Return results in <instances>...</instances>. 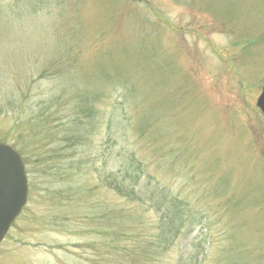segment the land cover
Instances as JSON below:
<instances>
[{"label": "rangeland", "instance_id": "obj_1", "mask_svg": "<svg viewBox=\"0 0 264 264\" xmlns=\"http://www.w3.org/2000/svg\"><path fill=\"white\" fill-rule=\"evenodd\" d=\"M3 10L30 11L50 43L22 35L23 92L0 94V140L25 146L29 185L28 203L0 243V264H175L195 236L191 247L203 264H222L236 251L247 264H264V117L256 106L264 0H0ZM66 43L71 59L60 46ZM143 55L169 73L165 98L174 121L166 151L174 161L159 178L206 223L168 247L157 238L160 213L102 181L103 122L117 92L97 102L100 122L76 148L60 144L74 113L41 103L60 86L72 92L102 83L110 69L141 89L151 68ZM2 77L13 85L9 73ZM27 131L35 137L25 138Z\"/></svg>", "mask_w": 264, "mask_h": 264}, {"label": "trees", "instance_id": "obj_2", "mask_svg": "<svg viewBox=\"0 0 264 264\" xmlns=\"http://www.w3.org/2000/svg\"><path fill=\"white\" fill-rule=\"evenodd\" d=\"M28 4L29 6L34 5L29 2ZM29 12L24 15H16L6 12V10L0 11V74L2 78L0 79V94L7 95L6 92L12 91L10 95H7L12 96L16 89L23 92L22 87L20 88L22 85H20L19 72L20 64L24 63L25 58H18L19 53L16 52L20 50L21 44L24 42L25 37L22 35L28 31L36 41L44 44L45 47L50 43L48 42L49 33L44 31V26L39 19L29 17ZM44 38H47V41L43 43ZM52 42L55 43L52 44V47L59 43L58 40H52ZM3 44L10 46V51L5 50L6 45L2 47ZM60 46L67 48L63 54L66 58L71 59L74 52L69 50V45L66 43ZM151 57L152 55H143L142 57V60H145L151 68H147L146 72L142 73V79L147 86L143 85L141 89L135 86L121 69L119 72H113L110 69L102 83L95 82L88 86L81 83L82 85L75 87L72 92L66 90L64 86H60L61 89L55 97H52L48 102L41 103L45 104L47 110L56 108L57 113L67 110L74 113V116H71L68 121L66 119L65 126L69 124V128L64 138L60 140V144H66L67 148H76L82 141L87 140L89 133L86 132L90 130L89 126L93 129L100 122V113L96 109L97 102L103 97L117 92L114 101H112L114 103L111 102V106L108 107L103 122L105 141L102 143L104 147L100 151V155L104 156L105 168L102 171H105L101 175L102 181L120 197L150 203L160 213L157 238L165 247H168L180 237L191 236L195 232L196 226L204 223L205 217L188 201L175 196L169 186L159 178V175L167 170L170 163L174 161V156L169 155L166 151L168 139L171 141V123L174 120L168 116L169 99L165 98L168 94L166 82L169 79V73L163 64L156 63V57ZM12 68L16 71L14 76L15 79L18 76L19 83L15 81L10 72ZM6 73H9L10 78L13 79V85L2 77ZM15 85H18V88ZM162 94L165 95L161 98ZM154 96L159 98L153 100ZM147 98L152 101H147ZM4 101L8 103L16 100L7 98ZM2 111L1 108L0 113ZM42 132L44 131L41 130L40 133ZM33 137L35 134L32 131H27L25 138ZM182 139L181 136H178L174 142L177 143ZM184 139L186 141L185 136ZM16 145L24 154L25 146L20 143ZM36 149H38L37 146ZM56 149L61 150V146L58 145ZM176 157L180 160L182 156L176 155ZM204 225L206 226V223ZM195 240L196 236L182 246V253L175 264H203V259H199L198 254L194 255L195 250L191 247L193 244L192 246L197 248ZM189 248L190 250H188ZM235 253L229 252L231 259L222 264H247V260Z\"/></svg>", "mask_w": 264, "mask_h": 264}, {"label": "water", "instance_id": "obj_3", "mask_svg": "<svg viewBox=\"0 0 264 264\" xmlns=\"http://www.w3.org/2000/svg\"><path fill=\"white\" fill-rule=\"evenodd\" d=\"M264 114V86L256 99ZM28 177L20 152L0 140V242L28 200Z\"/></svg>", "mask_w": 264, "mask_h": 264}]
</instances>
